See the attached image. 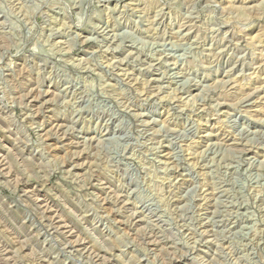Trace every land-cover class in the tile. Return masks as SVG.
<instances>
[{
	"label": "rangeland",
	"instance_id": "obj_1",
	"mask_svg": "<svg viewBox=\"0 0 264 264\" xmlns=\"http://www.w3.org/2000/svg\"><path fill=\"white\" fill-rule=\"evenodd\" d=\"M0 264H264V0H0Z\"/></svg>",
	"mask_w": 264,
	"mask_h": 264
}]
</instances>
